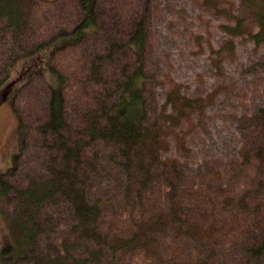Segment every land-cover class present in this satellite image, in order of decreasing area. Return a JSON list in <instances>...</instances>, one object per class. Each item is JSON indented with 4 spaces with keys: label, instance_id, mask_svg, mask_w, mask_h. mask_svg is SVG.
Instances as JSON below:
<instances>
[{
    "label": "trees",
    "instance_id": "16d2710c",
    "mask_svg": "<svg viewBox=\"0 0 264 264\" xmlns=\"http://www.w3.org/2000/svg\"><path fill=\"white\" fill-rule=\"evenodd\" d=\"M188 5L216 30L211 88L183 78L174 0H0V105L23 82L0 216L28 243L2 264H264V59L244 66L264 54V0Z\"/></svg>",
    "mask_w": 264,
    "mask_h": 264
},
{
    "label": "rangeland",
    "instance_id": "374dc122",
    "mask_svg": "<svg viewBox=\"0 0 264 264\" xmlns=\"http://www.w3.org/2000/svg\"><path fill=\"white\" fill-rule=\"evenodd\" d=\"M173 1V0H171ZM174 5L177 9H182L180 21L175 22V29H180V38L176 41L172 38V32L168 36V40L174 42L175 52L179 55L182 62V75L184 80L191 81L196 86L204 85L206 88H211L216 82L215 77L209 79V76H214L212 71L209 72L206 63V56L201 53V49L204 46H208V42L205 39L212 37L213 43L216 39V30L212 26H206L204 20H200L198 28L192 26L191 19L197 16V10L193 5H188V0H174ZM174 29V30H175ZM204 38V39H203ZM243 49V46H242ZM247 50L240 52L239 55L242 57L247 54ZM255 59H264V54L250 53L247 63L244 66L251 67L255 62ZM242 62V61H241ZM241 62L235 64H227V72L224 77V81L229 78L228 83L231 84L230 90L232 91L230 97L243 98L245 91L243 86L250 80L243 71ZM242 66V67H241ZM13 70V68H12ZM11 70V71H12ZM9 72V79L17 74L12 71ZM202 78V82L199 81L198 77ZM23 84L18 82L12 88V91L8 95V100L0 105V177L5 175L9 169L15 164V159L18 157L22 146V135L19 132L18 119L11 107V98L16 90ZM3 85V84H2ZM1 85V86H2ZM0 86V87H1ZM253 93L256 94L258 102L264 104V98H262L264 92V78L261 76L256 78L253 85ZM227 94V91H224ZM253 94V96H254ZM42 98V102H43ZM44 103V102H43ZM217 117H214L215 119ZM227 127L215 128L211 139H206L208 144H220L223 141L229 139L227 135ZM11 247V252L8 254L9 257L16 258L24 255L28 249V243L25 238L24 231L20 227L19 223L11 221L9 218L0 216V264H2L3 251Z\"/></svg>",
    "mask_w": 264,
    "mask_h": 264
}]
</instances>
